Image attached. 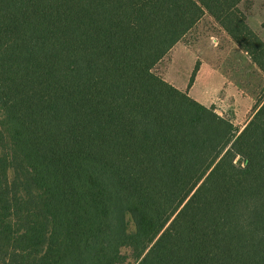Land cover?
Segmentation results:
<instances>
[{"label":"trees","instance_id":"obj_1","mask_svg":"<svg viewBox=\"0 0 264 264\" xmlns=\"http://www.w3.org/2000/svg\"><path fill=\"white\" fill-rule=\"evenodd\" d=\"M245 1L0 0V264H264V98L156 72L209 15L264 74Z\"/></svg>","mask_w":264,"mask_h":264},{"label":"rangeland","instance_id":"obj_2","mask_svg":"<svg viewBox=\"0 0 264 264\" xmlns=\"http://www.w3.org/2000/svg\"><path fill=\"white\" fill-rule=\"evenodd\" d=\"M241 8L247 14L250 27L264 40V0H247L242 3ZM178 49L187 51L195 60L190 55H175L171 62V53L158 65L156 72L187 91L195 64L200 62L195 83L189 90L190 96L198 102L224 113L231 109L230 105L235 101L236 95L245 98L250 94L258 102L264 98V74L210 17L203 18L179 43ZM211 76H218L220 80H214L210 88H207L202 81ZM229 87L232 88V94L226 91ZM251 112L252 109L249 113ZM250 118L242 117V124H237V128L241 129ZM0 154H3L1 147ZM123 254L127 258L123 264H136L129 249H124Z\"/></svg>","mask_w":264,"mask_h":264},{"label":"crops","instance_id":"obj_3","mask_svg":"<svg viewBox=\"0 0 264 264\" xmlns=\"http://www.w3.org/2000/svg\"><path fill=\"white\" fill-rule=\"evenodd\" d=\"M242 5V4H241ZM241 5H240V8H241ZM242 9V8H241ZM247 15V14H246ZM210 17L209 15H206V16H204V18L205 17ZM211 19H213L212 17H210ZM203 20V19H202ZM201 20V21H202ZM214 20V19H213ZM200 21V22H201ZM247 22H248V18H247ZM249 24V23H248ZM233 41V40H232ZM178 47H179V44L169 53V54H171V53H173L172 54V58H171V62H172V60H173V58H174V56L175 55H178V56H185L186 57V55H190V57L192 58V60L194 61L195 59H193V56L191 55V54H189L187 51H178L179 49H178ZM239 48V47H238ZM196 65V64H195ZM195 68V67H194ZM214 80L215 81H217L218 82V80H220V78L217 76V77H215V76H211V77H207L205 80H203L202 82H204V83H202V84H205V86L207 87V88H210V86H211V84L214 82ZM166 81H168L170 84H172L173 86H175V84L173 83V81H171V80H167L166 79ZM176 88H178L179 90H181V91H185V89L186 88H182V87H179V86H175ZM224 87H226V85L224 86ZM226 91L229 93V94H232L231 92H232V88L231 87H229L228 89H226ZM242 93H243V91H242ZM190 95V94H189ZM233 96H235V95H233ZM196 100V99H195ZM262 100V99H261ZM260 100V101H261ZM251 102H253L252 104H251ZM259 103L260 102H258V101H256V100H254L252 97H251V95L250 94H247L246 95V97L245 98H241L240 96H235V101L234 102H232V105H230V107H231V109L229 110V111H225L224 113L222 112V110H218V109H216V111H217V113L219 114V115H221V116H223V117H231L232 119H233V123H234V125L237 127V124H240V126H241V124H242V117H253V115L255 114V111H256V108L258 107V105H259ZM202 104V103H201ZM250 104H251V106H250ZM204 105V104H203ZM205 106H207V105H205ZM207 107H209V106H207ZM249 107L252 109V112L251 113H249L250 112V110H249ZM233 108V109H232ZM250 114V115H249ZM250 118V119H251ZM250 119L246 122V124H244V125H242V127H241V131L245 128V126L247 125V123L250 121Z\"/></svg>","mask_w":264,"mask_h":264}]
</instances>
